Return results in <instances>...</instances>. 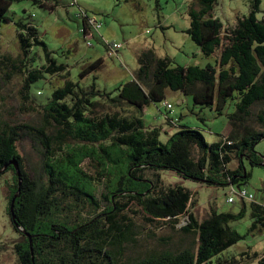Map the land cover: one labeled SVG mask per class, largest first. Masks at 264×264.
I'll return each mask as SVG.
<instances>
[{
	"label": "trees",
	"instance_id": "1",
	"mask_svg": "<svg viewBox=\"0 0 264 264\" xmlns=\"http://www.w3.org/2000/svg\"><path fill=\"white\" fill-rule=\"evenodd\" d=\"M22 1L0 0V26L13 23L17 27L21 64L28 67L25 99L40 108L43 117L41 124L0 130V181L12 173V179L5 180L7 211L23 237L16 246L20 264H247L231 249L249 234H264V203H256L255 196L248 201L236 194L242 201L240 212L212 208L200 220L195 213L196 193L180 183L167 185L163 174L172 172L207 187L231 186L232 196L250 180L246 161L264 166V157L256 151L264 139V111L255 119L252 113L254 107L264 105L263 0H253L250 14L232 28L214 15L218 0H192L185 33L207 57L219 53L216 64L175 66L171 57H160L154 48H147L138 53L134 79L113 91L100 89L96 75L92 82H83L102 69L101 59L83 70L81 80H71L67 66L58 64L36 23L32 19L13 22L8 17L13 5ZM27 1L50 12L60 7V0ZM76 4L74 0L72 6ZM79 15L84 19V36L93 38V30L99 32L97 19L81 8ZM102 41L114 57L115 43L104 37ZM47 75L52 76L50 80L62 78L64 84H50L52 96L42 104L32 88L46 81ZM168 90L192 95L196 105L215 108L218 116L226 113L228 105L234 106V112L226 114L229 135L209 144L200 129L168 118L171 127L180 129L162 141L163 129L147 125L145 109L165 101ZM166 106L173 109L172 104ZM23 143L38 148L42 175L27 166L21 154ZM14 160L19 161L21 178L10 165ZM87 160L96 165L94 174L86 170ZM248 202L253 222L243 235L232 224L246 217ZM85 204L95 206L92 214L83 212ZM136 218L196 240L180 250L147 251L133 259L125 253L124 244L134 240L132 220ZM244 255L250 264H264V256L256 252Z\"/></svg>",
	"mask_w": 264,
	"mask_h": 264
},
{
	"label": "rangeland",
	"instance_id": "2",
	"mask_svg": "<svg viewBox=\"0 0 264 264\" xmlns=\"http://www.w3.org/2000/svg\"><path fill=\"white\" fill-rule=\"evenodd\" d=\"M252 1L218 0L213 12L227 28H232L240 18L250 14ZM73 3L74 0H60V7L50 12L25 0L15 3L8 17L13 22H28L32 19L39 28L41 38L53 52V57L58 64L67 66L69 78L75 82L81 80L80 75L87 66L101 59L104 62L102 69L83 82H92L93 76L96 75L100 89L113 91L119 85L134 79V73L139 68L138 53L147 48H154L160 57H171L175 66L207 67L217 62L219 53L207 57L185 33L190 27L188 12L192 0H77V4L72 6ZM79 7L86 11L90 18H96L101 25L99 32L93 30V38L84 36V19L79 15ZM261 9L264 11V0ZM262 16L263 13L259 14V17ZM102 37L109 43L122 45L114 57L108 55ZM20 53L17 27L13 23H3L0 26V130L15 125H37L43 122L40 108L25 99L24 85L28 67L21 64ZM29 68L32 69L31 66ZM51 77L47 75L46 81L41 80L33 85L32 93L39 103L46 104L52 96L53 87L64 84L62 78L53 77L50 80ZM49 80L50 83L47 82ZM168 103L173 105L172 110L167 108ZM234 110V106L228 105L226 113L218 116L215 108L196 105L192 95L168 90L165 101L146 107L145 121L148 126L163 129L161 140L164 142L180 129L168 124V118H172L182 125L200 129L207 142L213 144L229 135L231 125L226 114L233 113ZM262 111L264 105L254 107L253 119ZM252 125L257 128L254 123ZM256 151L264 157V139L257 144ZM21 154L26 158L27 166L33 173L42 175L43 158L38 148L23 143ZM95 166L88 160L85 162V168L90 174L95 173ZM245 166L251 177L248 184L241 187L255 196L256 203H264V166H252L249 161L245 162ZM11 174L9 172L0 181V264H20L16 246L23 237L15 231L7 211L9 188L6 181L12 179ZM163 175L167 185L180 183L196 193L198 205L195 213L200 220L205 219L212 212V208L219 212L235 213L242 209V201L236 196L237 193H233L236 202H228L231 186L207 187L185 180L172 172ZM93 207L85 204L83 212L92 214ZM252 222L248 202L246 217L232 226L245 235L248 234ZM132 226L134 240L124 244V251L133 259L143 256L147 251L168 248L180 250L194 244L193 235H185L165 225L151 226L142 218L133 219ZM231 252H235L240 260L245 258L247 264H250L248 256L244 254L248 252L250 256L256 252L264 256V234H249L246 240L233 247Z\"/></svg>",
	"mask_w": 264,
	"mask_h": 264
},
{
	"label": "built area",
	"instance_id": "3",
	"mask_svg": "<svg viewBox=\"0 0 264 264\" xmlns=\"http://www.w3.org/2000/svg\"><path fill=\"white\" fill-rule=\"evenodd\" d=\"M101 25H98V28H100ZM113 50H119L121 48V45L119 44H113L112 46ZM169 107L171 108L172 106L169 105ZM237 196H240L248 201L250 200H253L254 199V195L253 194H250L247 190L243 189V190H240L238 193H237ZM235 200L234 198V194H232V196L228 199V201L230 203H233Z\"/></svg>",
	"mask_w": 264,
	"mask_h": 264
},
{
	"label": "water",
	"instance_id": "4",
	"mask_svg": "<svg viewBox=\"0 0 264 264\" xmlns=\"http://www.w3.org/2000/svg\"><path fill=\"white\" fill-rule=\"evenodd\" d=\"M10 165H13L15 170H16V173L18 174L19 178H21V168H20V164H19V161L17 160H14L10 163ZM8 166L5 167V169H7ZM20 184H22L21 182V179H20ZM19 229V228H18Z\"/></svg>",
	"mask_w": 264,
	"mask_h": 264
},
{
	"label": "crops",
	"instance_id": "5",
	"mask_svg": "<svg viewBox=\"0 0 264 264\" xmlns=\"http://www.w3.org/2000/svg\"><path fill=\"white\" fill-rule=\"evenodd\" d=\"M26 10V9H25Z\"/></svg>",
	"mask_w": 264,
	"mask_h": 264
}]
</instances>
